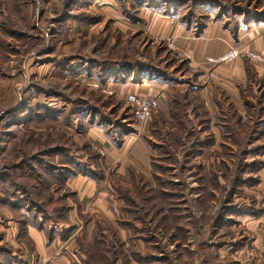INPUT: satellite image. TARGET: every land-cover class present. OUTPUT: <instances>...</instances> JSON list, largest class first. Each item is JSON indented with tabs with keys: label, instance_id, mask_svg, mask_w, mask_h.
Masks as SVG:
<instances>
[{
	"label": "rangeland",
	"instance_id": "obj_1",
	"mask_svg": "<svg viewBox=\"0 0 264 264\" xmlns=\"http://www.w3.org/2000/svg\"><path fill=\"white\" fill-rule=\"evenodd\" d=\"M156 1H162L163 8H158L163 11L141 7L136 0H0V179L7 177L0 182V198L19 193L25 199L20 206L0 202V244L8 223L23 220L20 209L52 214L55 204H47V188L56 199L67 198L71 205L77 201L71 182L50 187L39 171L30 174L45 152L63 147L104 178L97 189L109 195V213L97 214L94 208L95 214L89 211L82 218L95 227L84 243L91 261L98 257L99 264H264L245 223L249 212L258 214L255 210L264 198V185L258 187L264 170L260 134L248 120L230 113L231 118L222 120L205 117L209 135L203 134L202 144L197 121L184 114L191 106L206 111L201 96L190 95L187 88L201 84L186 82V59L168 46L172 26L164 23L170 18L165 10L175 1ZM176 2L180 19L190 15L196 26L208 20L197 6L201 1ZM136 66L166 74L170 80L163 82L176 94L173 99L170 95L167 108L161 107L168 115L159 105L144 124L136 122L126 97L148 96L126 89L132 85L128 76L124 83L114 80L127 72L131 76ZM45 106L62 115L50 119ZM31 114L40 116L33 119ZM92 115L107 119L112 128L128 122L137 128L155 125V132H147L151 139H142L150 153L155 151L150 156L152 171L144 176L131 166L123 172L108 164L105 149L89 133L94 128ZM231 119L240 133L234 139H217L212 133L215 124L228 126ZM85 206L83 201L81 208ZM10 212L13 218L6 220ZM97 233L105 235L104 252L91 251Z\"/></svg>",
	"mask_w": 264,
	"mask_h": 264
},
{
	"label": "crops",
	"instance_id": "obj_2",
	"mask_svg": "<svg viewBox=\"0 0 264 264\" xmlns=\"http://www.w3.org/2000/svg\"><path fill=\"white\" fill-rule=\"evenodd\" d=\"M173 1H175L174 7H176V1L180 0ZM199 1H201L198 3L199 8L208 16L206 23L200 26L192 23L193 25L188 27L187 23H181L182 17L180 19L174 10L173 12L177 16L166 18L164 21V23L172 26L167 37L172 39L177 51L186 59L187 73L183 76L184 79L186 82L190 80L192 85L198 82L201 84L200 86H187V88L190 95L201 96L200 99L207 112L203 109L199 110L198 106H194V109L191 106L190 110H185L186 119L194 118L197 121L199 127L196 130H202L200 139L204 144L203 134L207 133L204 130L207 125L205 117L222 120L230 117V113L235 118L248 120L252 129L260 134L257 143L264 147V64L248 58V54L264 57V1ZM232 48L240 49L242 56L221 65L208 63L209 59H217ZM129 87L130 90L131 88L133 91L136 90V94L139 96L157 97L160 108H167L170 95H172V99L176 95L172 91L173 86L169 87L167 82L162 80L151 84L144 82L141 85H127L126 89ZM183 92L181 91V93ZM189 94L186 95L189 97ZM190 99L196 98L192 96ZM44 108L49 111L52 110L48 106ZM162 108L161 112L164 114L165 109ZM51 112L60 113L59 110H52ZM165 114L168 115L169 113ZM39 116L31 114L30 117L34 119V117ZM170 116H172L171 112ZM229 122L228 126L215 124L216 130L212 133L217 139L220 137L223 140L234 139L240 133L236 123L232 119ZM156 128L155 125H150L149 128L144 127V125L140 128L134 126L137 133L124 136L120 147L116 146L114 140L106 136L101 128H91L89 133L95 135L92 136L95 138L96 145L105 149L108 164L123 169V172L131 166V171H136L145 176L144 173L152 171L153 165L150 156L154 155L155 151L151 149L150 153L142 139H151L147 132L151 135V131L155 132ZM191 129L195 133L192 126ZM206 135H209V132ZM222 143L225 145L224 141ZM263 172H260L258 187L261 184L264 185ZM68 182L72 184L73 197L77 201L72 202L73 205L70 201L68 202L71 210L66 217V222L56 226L58 232L54 236L49 237L44 232L36 230L30 221L27 222L28 225L22 234L19 224L22 221H18V223L14 221L11 212L9 213L11 216L7 215L6 220H12L8 223L9 228L4 229L6 233L3 234L4 240L0 244V264H83L86 257L84 243L90 241L89 237L94 233L95 227L93 222L86 223L82 218H85L89 211L92 214L95 212L104 215L109 213L107 212L108 202L106 201L109 195L105 194L102 189L98 191L96 183L89 178H79L78 176L68 180ZM93 199H97L99 203L94 205ZM83 201L86 210L81 208ZM77 202L80 207L76 206ZM94 208H96L95 212ZM257 210L259 212L256 216H253V211L249 212V216L245 215V223L247 230L252 233V244L264 255V198L260 199L259 206L255 211ZM47 227L50 231L54 225L50 223ZM64 231H66V235L62 237L61 233ZM67 231L69 232L67 233ZM262 260L264 263V257Z\"/></svg>",
	"mask_w": 264,
	"mask_h": 264
},
{
	"label": "trees",
	"instance_id": "obj_3",
	"mask_svg": "<svg viewBox=\"0 0 264 264\" xmlns=\"http://www.w3.org/2000/svg\"><path fill=\"white\" fill-rule=\"evenodd\" d=\"M136 1H137V4L140 5L141 7H145L147 5L151 9L158 10L159 8H163L161 6L162 1L160 2L156 0H136ZM198 5L199 4H197V6ZM167 6L168 4L165 3L164 9ZM174 6L175 4L174 2H172V4H170L169 7L166 8L167 11L165 10V12H167V14L165 16L170 17V18L177 16L175 15L176 13H174L175 11L177 12V9H175ZM183 8L181 10H183ZM159 10L163 11L162 9H159ZM165 12L163 13L165 14ZM189 16L185 20H180L181 23H184V24L187 23L188 27L192 25V21H189ZM129 72L131 76L128 75V72H127L125 74L123 73V76L121 77V79L119 76L117 79H114V80L117 81V83H124L126 82L125 78H127L128 76V80H132V82H129L132 85L135 82H137L135 84H138V83L142 84L145 81L154 82L157 80H162V81L170 80L169 78H167L166 74L162 75L158 72L146 70L144 66H136ZM101 82L104 85L103 79H101ZM45 111H46V116L49 117L50 119L57 120L59 116L62 115L61 113L51 112L47 109H45ZM90 120H91L92 126L103 129L106 132V136L113 139L114 143L118 147L122 145L124 136L135 133L133 122H128L125 124H118V125L116 124L112 128L111 127L112 125H110V123L106 121L107 119H103V118L97 119L96 116L92 115ZM44 156L45 157L42 159V161H39V163H37V167L31 166L30 174L31 173L35 174L37 171H39L40 172L39 178L42 179L43 183H46V182L48 184L51 183L50 187L55 185V184L53 185L52 183H58V184L63 183L64 184L69 179L76 178L79 175H83L84 177L89 178L93 180L94 182H96L98 189L101 187L102 182H104L103 177H99L97 174L93 173L92 171H89L87 166H83L82 164L78 163L75 160V158H73L69 154V151L63 147H56L53 150L47 151L45 152ZM54 161L57 162V164H54ZM33 179L34 181L38 180L36 178H33ZM5 180H7V177H3V178L1 177L0 182H4ZM46 192L49 195L47 204L49 203L55 204V209L53 210L52 214H48L46 212L34 213V211L30 209H27V210L20 209L19 215L21 214V216H24L22 222L19 223L23 233H24V228L28 225L27 222L30 221L32 222L33 226L38 227V230H41L42 232H44L46 236L52 237L56 234V232H58V230L56 229L58 222H66V217L69 211L71 210V206L69 205L67 198L61 197L59 199H56V197L52 195L53 193L52 194L50 193L49 188H47ZM12 196L14 197L6 198V199L0 198V202H9L10 204L14 202L15 204L18 203L17 204L18 206H20L21 203L24 205L25 199L24 201H22L23 200L22 195H20L19 193H15ZM50 223L53 224L54 227L53 229L49 231L47 225ZM68 232L69 231H67V233ZM64 235H66V231L61 233L62 237ZM104 238H105V235L103 233H97V236L95 237V239H93V242H92L93 243L92 248L94 249V246H95V250H91V251L104 252V247H103V245L105 244ZM85 252H86L85 255L88 261L87 259L84 260V264H93V261L95 264H99L102 261L100 260L102 258H98V257L96 258V260L91 261L90 259L91 254L90 253L88 254L87 251Z\"/></svg>",
	"mask_w": 264,
	"mask_h": 264
},
{
	"label": "built area",
	"instance_id": "obj_4",
	"mask_svg": "<svg viewBox=\"0 0 264 264\" xmlns=\"http://www.w3.org/2000/svg\"><path fill=\"white\" fill-rule=\"evenodd\" d=\"M168 46L172 51H177L174 43L168 41ZM180 56H182L180 54ZM242 56L240 49L232 48L217 59H209L208 63L212 65H221L224 63L232 62ZM248 58L264 64V57L256 54H248ZM127 102L135 109L136 122L144 124L152 120L159 110V99L157 97H137L135 95H128L126 97Z\"/></svg>",
	"mask_w": 264,
	"mask_h": 264
}]
</instances>
